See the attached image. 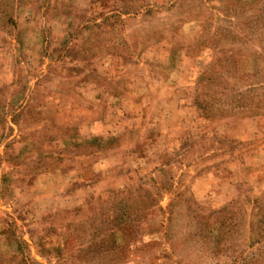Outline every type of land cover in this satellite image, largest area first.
Listing matches in <instances>:
<instances>
[{"label": "rangeland", "instance_id": "1", "mask_svg": "<svg viewBox=\"0 0 264 264\" xmlns=\"http://www.w3.org/2000/svg\"><path fill=\"white\" fill-rule=\"evenodd\" d=\"M0 264H264V0H0Z\"/></svg>", "mask_w": 264, "mask_h": 264}]
</instances>
